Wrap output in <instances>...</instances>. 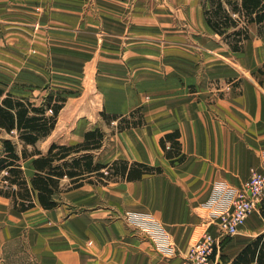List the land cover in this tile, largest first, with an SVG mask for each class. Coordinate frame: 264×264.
<instances>
[{
    "label": "crops",
    "instance_id": "0c3cea01",
    "mask_svg": "<svg viewBox=\"0 0 264 264\" xmlns=\"http://www.w3.org/2000/svg\"><path fill=\"white\" fill-rule=\"evenodd\" d=\"M248 37L232 52L208 26L201 0H0V88L42 85L39 103L16 95L36 105L51 91L67 96L38 149L80 143L99 128L107 133L100 163L162 169L85 184L60 194L53 210L11 209L0 229V264H11L4 249L14 241L24 264H180L203 234L216 236L218 213L264 162V79L261 86L257 79L264 35L250 24ZM135 109L143 126L109 134L116 122L109 128L101 112ZM174 131L184 160L171 166L160 139ZM129 215L149 220L155 233ZM258 235L264 201L235 235L221 238L210 264H231Z\"/></svg>",
    "mask_w": 264,
    "mask_h": 264
},
{
    "label": "trees",
    "instance_id": "16d2710c",
    "mask_svg": "<svg viewBox=\"0 0 264 264\" xmlns=\"http://www.w3.org/2000/svg\"><path fill=\"white\" fill-rule=\"evenodd\" d=\"M208 26L222 38L232 52H241L248 37V25L256 24L264 35V0H201ZM264 64L258 70L263 74ZM258 84L261 86L262 81ZM66 102V93L49 92L36 105L0 88V197L9 200L13 211L24 213L36 206L56 209L59 195L89 185H106L118 181H136L143 175L162 173L160 167L115 160L100 163L98 153L107 134L95 128L84 133L73 145L51 143L45 152L38 144L54 130L57 117ZM100 117L109 128L121 132L144 125L140 109L126 115ZM169 145L168 149L166 145ZM164 157L171 166L184 160L177 131L160 139ZM28 163L32 174L24 171ZM231 264H264V235H258L234 258Z\"/></svg>",
    "mask_w": 264,
    "mask_h": 264
},
{
    "label": "built area",
    "instance_id": "2783aa9c",
    "mask_svg": "<svg viewBox=\"0 0 264 264\" xmlns=\"http://www.w3.org/2000/svg\"><path fill=\"white\" fill-rule=\"evenodd\" d=\"M262 201H264V162L258 169H254L242 187L234 192L229 207L218 213L215 224L216 236L209 233L203 234L199 241L188 250L180 264H210L211 257L218 249L221 238L236 234L238 228ZM127 221L139 229L152 233L153 229L149 226V220L129 215Z\"/></svg>",
    "mask_w": 264,
    "mask_h": 264
},
{
    "label": "rangeland",
    "instance_id": "374dc122",
    "mask_svg": "<svg viewBox=\"0 0 264 264\" xmlns=\"http://www.w3.org/2000/svg\"><path fill=\"white\" fill-rule=\"evenodd\" d=\"M257 79L263 80L264 75L258 76ZM42 87H43L42 85H39V86L28 85V84L19 85L17 83L16 84L14 83V84L9 85L8 87H6V86L3 87V89L5 91H9V92L15 94V96L16 95H25L28 97H32L33 100H36V103H39L40 97L44 95V91L42 90ZM108 132L110 134L112 132V130L109 129ZM46 145H47V142H44V143L40 144V147L44 148ZM25 172L27 175L30 174V171L27 167L25 168ZM10 210H11V208L9 207V205H7V203L5 201H2L0 199V229L5 226L6 221H4V220H6V216L8 214L7 212H10ZM149 226H150V224H149ZM155 228L156 227H152V229H155ZM4 255H5L4 258L7 259L9 261V263H11V264H24L25 255H24V251H23V247H22L21 242L14 241L13 243L6 245L5 249H4ZM29 263L32 264L31 262H29Z\"/></svg>",
    "mask_w": 264,
    "mask_h": 264
},
{
    "label": "bare ground",
    "instance_id": "6f19581e",
    "mask_svg": "<svg viewBox=\"0 0 264 264\" xmlns=\"http://www.w3.org/2000/svg\"><path fill=\"white\" fill-rule=\"evenodd\" d=\"M260 204H261V203H260ZM258 207H259V206H258ZM257 209H258V208H257ZM257 209H256V210H257ZM246 219H247V218H246ZM244 222H245V221H244ZM242 225H243V224H242ZM238 229H239V228H238ZM237 231H238V230H237ZM236 233H237V232H236ZM234 235H235V234H234Z\"/></svg>",
    "mask_w": 264,
    "mask_h": 264
}]
</instances>
